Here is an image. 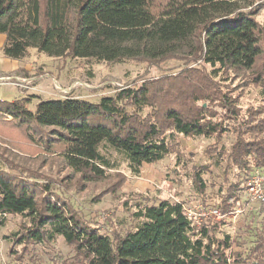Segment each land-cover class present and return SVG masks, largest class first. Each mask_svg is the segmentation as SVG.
<instances>
[{
    "label": "trees",
    "instance_id": "trees-1",
    "mask_svg": "<svg viewBox=\"0 0 264 264\" xmlns=\"http://www.w3.org/2000/svg\"><path fill=\"white\" fill-rule=\"evenodd\" d=\"M162 2L155 13L153 0H0L7 59L23 60L35 50L50 58L95 63L158 66L175 60L187 66L177 74L118 88L97 103L69 96L38 98L31 111L30 97L0 101V126L61 154L88 183L104 180L114 168L110 152L138 176L144 164L177 153L179 136L219 142L233 133L230 151L222 148L215 159L217 166L241 174L220 203L229 217L241 201L245 177L253 168L264 169V21L257 20L264 0ZM197 63L211 70L189 66ZM249 90L257 91L258 104L243 113L239 105ZM209 172L210 167H200L191 174L198 193L205 190L202 176ZM134 207L131 230L105 234L52 192L49 183L0 169V226L8 216L21 219L12 241L23 246L22 256L30 245L61 238L74 252L62 264H264V224L243 252L222 230L224 221L196 226L180 203L170 200Z\"/></svg>",
    "mask_w": 264,
    "mask_h": 264
},
{
    "label": "rangeland",
    "instance_id": "rangeland-1",
    "mask_svg": "<svg viewBox=\"0 0 264 264\" xmlns=\"http://www.w3.org/2000/svg\"><path fill=\"white\" fill-rule=\"evenodd\" d=\"M153 1V11L157 13L163 2ZM257 20L264 21V9L260 10ZM29 58L36 67L28 88L33 87L34 92L55 98L69 96L92 103L99 102L102 97L113 96L118 88L138 86L146 80L177 74L187 67L175 60L152 66L136 61L109 64L50 58L35 50H30ZM189 66L204 65L197 63ZM204 68L211 70L208 66ZM42 83L52 93L42 90L43 87H39ZM256 93V90H249L242 97L239 106L243 113L258 104ZM29 97L36 99L35 96ZM29 110L34 111L35 105L30 104ZM234 141L233 133L225 134L219 142L214 138L179 136L177 153L158 163L144 164L138 176L131 174L122 157L110 152L108 158L114 168L106 171L104 180L88 183L67 167L61 154L44 151L20 131L0 126V169L30 182L49 183L52 192L67 200L85 222L98 227L102 233L124 235L132 229L131 213L134 205L140 202L152 205L162 200L184 204L197 201L204 208L218 207L221 210L220 203L227 189L239 184L241 174L237 175L236 170H226L224 165L217 166L215 159L222 148L229 152ZM200 167H210V172L202 176L206 185L202 193L195 190L191 177ZM242 197L244 194H241ZM228 203H232V199ZM232 214L220 222L209 219L205 223L224 221L222 230L232 237L234 249L246 252L253 245L255 231L260 226L258 210L253 208V211L235 220ZM20 224V218L8 216L5 224L0 226V264H62L71 261L74 252L61 238L43 246L30 245L29 253L22 256L23 246L12 241ZM18 256L22 259L19 260Z\"/></svg>",
    "mask_w": 264,
    "mask_h": 264
},
{
    "label": "built area",
    "instance_id": "built-area-1",
    "mask_svg": "<svg viewBox=\"0 0 264 264\" xmlns=\"http://www.w3.org/2000/svg\"><path fill=\"white\" fill-rule=\"evenodd\" d=\"M24 90L28 89L30 81L26 79L16 78L13 82ZM241 201L237 208L233 211V219L240 217L243 214H248L253 211V208L258 210L259 225L264 224V169L253 168L241 184ZM184 215L196 226L205 223L206 220L214 219L222 221L228 215H224L218 207L204 208L199 202H192L188 204L180 203Z\"/></svg>",
    "mask_w": 264,
    "mask_h": 264
},
{
    "label": "crops",
    "instance_id": "crops-1",
    "mask_svg": "<svg viewBox=\"0 0 264 264\" xmlns=\"http://www.w3.org/2000/svg\"><path fill=\"white\" fill-rule=\"evenodd\" d=\"M5 43V36L0 35V101L12 102L14 100L22 99L29 96H35L36 99H32L31 105H36L38 98L47 99H57L53 95L48 96L46 93L41 94L40 92H34L35 89L28 88L24 90L13 83L16 78L26 79L30 82L31 76L35 71L36 65L30 58H25L23 60H10L4 57L2 53V48ZM32 86V85H31ZM40 88L48 90L45 83L40 84ZM48 94L52 93L47 91Z\"/></svg>",
    "mask_w": 264,
    "mask_h": 264
}]
</instances>
